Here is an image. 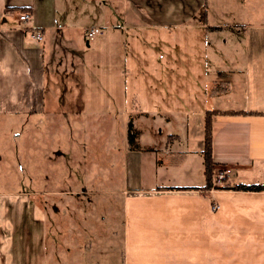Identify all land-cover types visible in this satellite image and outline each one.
Instances as JSON below:
<instances>
[{
	"label": "crops",
	"instance_id": "obj_1",
	"mask_svg": "<svg viewBox=\"0 0 264 264\" xmlns=\"http://www.w3.org/2000/svg\"><path fill=\"white\" fill-rule=\"evenodd\" d=\"M90 27L103 34L89 43ZM226 36L243 62L230 80L219 68ZM130 52L144 53L139 70ZM102 66L107 80L95 71ZM222 81L231 90L213 97ZM70 111L113 121L135 113L158 125L156 135L143 127L139 151L125 144L120 264H264V192L233 189L264 184V0H0V142L20 145L23 129L53 136L54 116ZM207 111L249 113L213 118V161L232 169L227 190L205 188ZM82 120L72 123L78 136ZM30 171L29 223L24 202L0 194V264H52V215L39 204L52 176ZM78 238L59 244L72 255L84 250Z\"/></svg>",
	"mask_w": 264,
	"mask_h": 264
},
{
	"label": "rangeland",
	"instance_id": "obj_2",
	"mask_svg": "<svg viewBox=\"0 0 264 264\" xmlns=\"http://www.w3.org/2000/svg\"><path fill=\"white\" fill-rule=\"evenodd\" d=\"M225 39L227 44L221 46L223 64L219 68L221 73L225 74L223 76L230 80L237 71L242 70L243 62L241 57L235 56L236 53L231 49V37L226 36ZM130 53L136 70H139L138 63L144 53ZM166 55L171 56V53ZM146 56L148 59L149 53H146ZM97 69L101 74L100 78L103 80L110 78L108 67L95 68V71ZM75 87L85 92L88 90L85 82L76 84ZM98 87L107 89V84H97ZM71 112L54 116L58 123L54 125L56 128L52 131L53 136L48 132L45 133L43 128L35 131L23 129L17 140L20 145L16 143V140L13 141L14 144L12 140L6 138L1 140L0 144L5 147H0L2 158V161L0 160L2 162L0 163V194L11 193L7 196H12L10 197L12 204L19 200L24 202L27 209L23 216V223H29V195L26 193L30 188L28 184L30 170L35 165L39 171L46 170L45 172L51 173L52 176V180L47 185L52 193L42 197L39 204L43 210L52 215L49 232L54 239V251L51 252L52 264L56 256L59 258V264H120L122 262L121 221L125 198L121 191L125 188L126 178L125 144L126 142L129 144L131 132L134 141L141 147L143 127L149 128L148 135L152 133L156 135L157 128L154 126L158 125L151 124L150 118L138 116L135 113L130 116L116 117L113 121L112 117L88 116L85 118L74 116ZM74 118L83 119L85 131L79 133L81 136L72 129ZM25 123H28L27 120ZM110 125L114 128V132L109 129ZM45 143L49 145L46 164L42 161L44 158L42 149ZM17 151L19 156L16 155ZM12 152L15 153L14 156L11 155ZM35 152L38 156H31ZM191 159L192 167L196 166L198 162ZM217 167L215 166L213 182L216 180L214 177L217 173L226 168L217 169ZM229 180L230 178L226 180V185ZM7 196L2 198L7 199ZM17 204V208L22 207V203ZM11 220L13 221V213ZM94 220L100 223H95ZM67 236L79 237L78 240L84 242L80 245L84 250L73 251L71 255L70 243L68 247L59 244L63 241L62 238ZM87 246L90 248L89 251L85 250ZM69 259L76 260H70V263L67 261Z\"/></svg>",
	"mask_w": 264,
	"mask_h": 264
},
{
	"label": "trees",
	"instance_id": "obj_3",
	"mask_svg": "<svg viewBox=\"0 0 264 264\" xmlns=\"http://www.w3.org/2000/svg\"><path fill=\"white\" fill-rule=\"evenodd\" d=\"M231 90V84L229 82H215L214 87L212 88L210 94L213 97L221 96L227 94ZM217 114H225V115H247L248 112L244 111H227V112H218V111H207L205 114V137H204V173L206 177V186L207 190L213 187V176L215 174V166H217L213 161L212 155V146H213V118ZM131 130V129H130ZM129 147L132 151H139L141 149L140 145L134 141V137L130 132L129 135ZM223 189V188H219ZM229 189L228 185L224 187L223 190ZM235 191H246V192H264V184L263 185H243L239 184L233 187Z\"/></svg>",
	"mask_w": 264,
	"mask_h": 264
},
{
	"label": "built area",
	"instance_id": "obj_4",
	"mask_svg": "<svg viewBox=\"0 0 264 264\" xmlns=\"http://www.w3.org/2000/svg\"><path fill=\"white\" fill-rule=\"evenodd\" d=\"M31 16L28 13L22 14L20 16V21L23 23H27L30 20ZM103 34V29L102 27H90L85 31V36L87 41L90 42H94L98 39L99 36H101ZM32 37L34 38L35 41H42L43 40V36L39 31L34 32V34L32 35ZM232 175V169L231 168H225L222 169L221 171H219L216 175V180H215V186H213V188L219 189V188H223L226 187V180L229 179ZM220 185V186H219ZM218 205H214V209H217Z\"/></svg>",
	"mask_w": 264,
	"mask_h": 264
}]
</instances>
